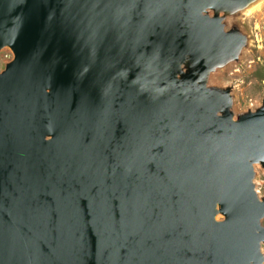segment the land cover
I'll list each match as a JSON object with an SVG mask.
<instances>
[{
	"label": "water",
	"instance_id": "obj_1",
	"mask_svg": "<svg viewBox=\"0 0 264 264\" xmlns=\"http://www.w3.org/2000/svg\"><path fill=\"white\" fill-rule=\"evenodd\" d=\"M262 1L0 0V264H263Z\"/></svg>",
	"mask_w": 264,
	"mask_h": 264
},
{
	"label": "rangeland",
	"instance_id": "obj_2",
	"mask_svg": "<svg viewBox=\"0 0 264 264\" xmlns=\"http://www.w3.org/2000/svg\"><path fill=\"white\" fill-rule=\"evenodd\" d=\"M241 26L249 35V45L237 62L222 68L214 76L216 81L234 83L235 110L259 102L264 93V1L241 19ZM11 56L8 47L0 50V68ZM256 172V188L264 192V170L256 166Z\"/></svg>",
	"mask_w": 264,
	"mask_h": 264
}]
</instances>
